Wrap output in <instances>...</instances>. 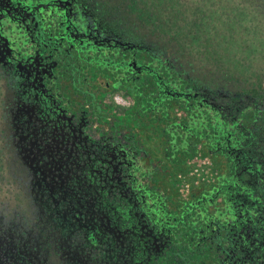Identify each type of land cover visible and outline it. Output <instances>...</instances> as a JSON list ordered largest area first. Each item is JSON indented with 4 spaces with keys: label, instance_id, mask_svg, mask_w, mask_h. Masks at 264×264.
Instances as JSON below:
<instances>
[{
    "label": "flooded vegetation",
    "instance_id": "1",
    "mask_svg": "<svg viewBox=\"0 0 264 264\" xmlns=\"http://www.w3.org/2000/svg\"><path fill=\"white\" fill-rule=\"evenodd\" d=\"M118 1L0 0V264H264V99ZM194 2L264 21V0ZM197 153L214 177L184 197Z\"/></svg>",
    "mask_w": 264,
    "mask_h": 264
},
{
    "label": "rangeland",
    "instance_id": "2",
    "mask_svg": "<svg viewBox=\"0 0 264 264\" xmlns=\"http://www.w3.org/2000/svg\"><path fill=\"white\" fill-rule=\"evenodd\" d=\"M111 1V5L126 8L125 2ZM133 3L131 9L137 18L142 16L150 25L153 38L165 39L161 40L162 46L169 50L179 48L186 62L199 68L202 80L233 88L237 93L235 99L244 96L256 101L264 99V21L256 11L233 4L223 8L224 17L216 20L221 8L208 14L202 11L204 4L194 0H150V5L135 0ZM193 8L201 14L197 19ZM136 21L133 25L139 27L140 20ZM208 24L213 25L206 28ZM196 30L203 32L202 39L195 35ZM177 188L181 195L185 194L181 185ZM13 206L10 202V207Z\"/></svg>",
    "mask_w": 264,
    "mask_h": 264
},
{
    "label": "built area",
    "instance_id": "3",
    "mask_svg": "<svg viewBox=\"0 0 264 264\" xmlns=\"http://www.w3.org/2000/svg\"><path fill=\"white\" fill-rule=\"evenodd\" d=\"M214 177L213 164L209 157L202 153H197L188 162L187 173L180 175V183L182 192L187 196L193 186H197L203 182H211Z\"/></svg>",
    "mask_w": 264,
    "mask_h": 264
},
{
    "label": "trees",
    "instance_id": "4",
    "mask_svg": "<svg viewBox=\"0 0 264 264\" xmlns=\"http://www.w3.org/2000/svg\"><path fill=\"white\" fill-rule=\"evenodd\" d=\"M195 156V155H194ZM194 156H192V157H194ZM182 171H183V169H182ZM182 171H180L179 173H178V177L180 176V175H184V174H186L187 173V170L185 171V172H182ZM178 177H177V186H179V183H180V179H178ZM194 187V186H193ZM183 196V195H182ZM246 207H250V209H252V211L254 210V208H257V206L255 205V206H250V205H248V204H246ZM176 258H177V256H176V253L175 254H173L172 256H168L166 259H167V262H166V264H176Z\"/></svg>",
    "mask_w": 264,
    "mask_h": 264
}]
</instances>
